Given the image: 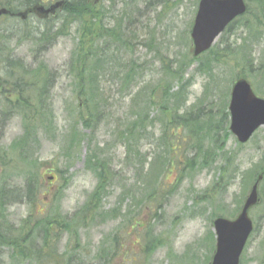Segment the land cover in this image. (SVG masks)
Masks as SVG:
<instances>
[{
	"label": "rangeland",
	"instance_id": "374dc122",
	"mask_svg": "<svg viewBox=\"0 0 264 264\" xmlns=\"http://www.w3.org/2000/svg\"><path fill=\"white\" fill-rule=\"evenodd\" d=\"M244 1L247 11L216 38L209 50L218 47V58L222 59L228 48L237 45L239 50L234 51L246 52L253 70H256L260 66L264 68V6L257 4L256 0ZM96 4L98 8L111 9L104 19L107 26L112 25L115 18H121L125 27L138 34L132 41V51L124 50L125 53L120 51L119 56H110L112 63L104 66L109 71L100 83L109 103L106 117L97 121V129L92 122H88L89 127L78 124L76 128L84 134L83 140L75 150L66 148L64 135L79 109L76 78L65 67L77 41L76 23H71L67 34L60 36L38 56L46 69L55 73L50 86L55 132L38 138V144L30 151L29 161L13 158L14 154L6 160L7 166L13 170L20 168L19 173H11L13 185L20 188L28 176L27 170L37 168L36 163L34 168L28 166L32 162L41 164L38 172L42 182L37 199L33 206L25 201L9 206L5 211L6 221L13 229H18L30 213H35L32 210L48 206L58 192L56 205L60 211L64 214L76 211L97 183L94 173L85 167L86 154L94 144L100 148L106 145L104 156L110 158L112 176L100 205L103 211L114 209L119 215L99 218L92 228L79 230L76 254L83 258L84 264H209L215 243L212 221L219 215L234 218L238 214L251 187V182L247 186L243 184L241 171L254 169L260 164L264 152V126L243 144L229 133L221 150H215L217 146L211 143L207 134L203 135L206 132L204 127L203 140L194 153L189 150L181 154L187 142L185 134L188 130L184 126L174 129L176 134L168 140L169 146L158 143L164 129L159 119L167 121L169 115V111L163 114L159 109L161 87L164 85L161 83L160 87V82L167 78L163 63L179 60L188 53L194 58L191 55L190 30L198 0H100ZM34 17L39 18L41 14L35 13ZM256 21H259V32L250 34L252 32L247 25ZM15 44L10 47H15L16 55L34 67L35 58L29 42ZM209 50L194 61L185 62L183 82L171 81L172 91L177 92L181 85H185L179 104L181 112H195L202 107L201 121L208 118L205 113L210 109L217 119L225 100L228 113L230 88L237 77H245L253 91L264 97L261 93L264 92V71L254 72L249 67L245 68L247 63L237 66L231 59L213 66L212 70L197 69L204 60L202 58L208 57ZM130 59L135 63V79L127 90L121 91L122 84L118 78L129 69L125 62ZM143 112L147 120L143 125L136 124L134 130L135 135L140 131L141 137L131 140V150L126 153L127 142L119 138L126 135L131 139L126 126ZM143 126L145 130L141 131ZM0 130V147H5L21 134L19 117H12L4 125L1 120ZM171 147L180 148V158L173 156ZM206 148H209V155L214 156L213 161L204 167L197 164L192 171L187 169L186 160L200 158ZM159 155L165 156L163 164L168 159L174 161L161 168L163 164L157 159ZM149 190L153 192L151 198L147 196ZM259 195L258 203L249 209L253 231L242 250L239 264H264V179L259 186ZM147 231L155 237L157 245L146 256ZM67 240V235L61 236L57 252L64 249ZM70 240L71 245H75L74 240ZM99 252L103 258H99ZM10 254L8 246L0 245V264H30L27 259L9 258Z\"/></svg>",
	"mask_w": 264,
	"mask_h": 264
},
{
	"label": "trees",
	"instance_id": "16d2710c",
	"mask_svg": "<svg viewBox=\"0 0 264 264\" xmlns=\"http://www.w3.org/2000/svg\"><path fill=\"white\" fill-rule=\"evenodd\" d=\"M51 0H0V8H6L10 13L18 15L23 11H31L32 8L42 4L48 5ZM60 1L61 4L56 9V17L41 16L39 18L26 17H11V20L16 23L5 33V30H0V121L4 125L12 117L18 116L21 123V134L14 138L7 146L0 147V245L8 246L11 249L9 258L12 259H27L30 264H84L83 258H80L77 251L78 239L80 238L81 228H92L96 220L104 218L105 216L117 217L119 213L117 210L111 209L103 211L100 203L105 189L110 183L112 172L110 171V158L104 156L106 145L99 147L94 144L91 150L88 151L85 158V167L91 170L97 183L88 194L85 202L76 211L71 214H64L56 205V197L49 202L48 206L40 209L32 210L26 219L21 222L18 229H13L9 226L5 211L12 204L20 201H25L28 205L35 203L37 194L41 184V174L38 172L41 164L32 162L28 167L36 169H28V176L25 179L24 186H14L11 181V173H19L20 168L15 167L14 170L7 166V158L14 154L13 158H18L23 161H29L30 151L38 144V138L42 135L54 134V116L50 97V86L54 78L53 71L46 69L45 63L38 59L40 53L45 52L54 42L63 35L67 34L69 25L76 23L75 39L76 45L71 52L68 61L65 64L68 73L74 75L76 78V99H79V109L74 115L73 121L69 127L68 133L64 135V143L66 148L75 150L79 147L83 140L84 134H81L76 128L78 124H83L85 127L91 126L88 122L98 125L97 121L105 119L106 109L109 106L108 99L101 88V82L106 78V73L109 72L104 68L105 65L112 63L110 56H119L120 51H132V40L126 35V27L121 18H115L112 25H106L104 19L109 13L110 8H98L96 2L100 0H55ZM47 3V4H44ZM257 4L264 6V0H256ZM229 25L228 28L232 26ZM259 21L248 23L247 29L252 33H258ZM2 28V27H1ZM6 37H9V41ZM29 42L30 50L35 58L34 67L25 64L15 53V48L10 47L13 43L18 46L24 42ZM228 48L222 59H219L220 53L218 47L209 50L208 57L204 59L197 69L212 70L213 66L219 63L225 64L233 59L237 66L242 63L245 68H250L254 72L264 71L263 67H258L253 70L251 59L246 54H242L239 46L235 45ZM110 50V51H108ZM110 52V53H109ZM238 55V56H237ZM245 55V56H244ZM202 56V55H201ZM195 59L189 57V53L179 60L174 59L163 63L165 79L160 82L164 85L161 87L162 98L159 102L160 112L166 114L169 111L167 121L163 119L164 124L158 143L167 144L168 140L176 134L173 132L175 128L184 126L188 132L185 134L187 140L186 146L181 151V154H186L189 150L196 152L197 147L200 146L202 138V128L204 127L206 135L217 148L221 150L227 137L229 136L227 116L224 105L221 110L219 118H214L212 110H208V118L201 121V109L195 112L180 110L181 98L183 97V90L185 85H181L179 91H172V80H181L183 82V66L185 62L194 61ZM252 62V61H251ZM129 69H127L118 79H120L122 88L121 91L127 90L130 84L135 79L134 61L130 59L125 62ZM235 65V67H236ZM242 66V65H241ZM238 68V67H237ZM100 69V72L98 71ZM117 73V72H116ZM236 76H238L236 74ZM117 74L115 78H117ZM264 79V74L262 75ZM170 82H167V81ZM233 79H231L232 81ZM190 81L186 80L185 84ZM233 82V81H232ZM264 94V92L261 91ZM11 96V97H10ZM219 107V106H218ZM143 112L142 115H137V120L132 121L126 126L127 134L131 139L123 135L119 138L120 141L127 142L126 153L131 150V140L136 141L141 137L140 131L135 135L134 130L136 124H144L147 120ZM207 121L204 125H202ZM96 129L93 130L96 131ZM145 127L141 128L144 131ZM1 132V130H0ZM173 134V135H172ZM0 137L2 134L0 133ZM93 140V139H92ZM179 147H171L170 151L174 157L180 158ZM209 148H206L204 154L200 158L192 157L186 160L185 167L192 171L198 164L200 167L208 166L213 161L214 156L209 155ZM198 155V153L196 154ZM164 157L161 155L157 159L164 162ZM230 156H227L229 159ZM37 161V159H36ZM173 159H168L161 168L167 167ZM227 162V160H225ZM34 164V165H33ZM15 173V174H17ZM262 174L264 179V152L260 158V164L256 165L254 169L241 171L243 176V184L246 186L253 182L257 175ZM148 198L153 196V192L148 191ZM43 201V200H42ZM145 235L146 245L144 252L149 255L155 248V237L150 235L147 231ZM67 235V242L61 252H57V242L61 236ZM74 240L75 245H71V240ZM116 244V241H115ZM106 253V251H105ZM99 258H103L99 252Z\"/></svg>",
	"mask_w": 264,
	"mask_h": 264
},
{
	"label": "water",
	"instance_id": "95a60500",
	"mask_svg": "<svg viewBox=\"0 0 264 264\" xmlns=\"http://www.w3.org/2000/svg\"><path fill=\"white\" fill-rule=\"evenodd\" d=\"M59 4L52 5L45 12ZM245 11L244 0H199L190 32L193 55L198 56L208 50L225 27ZM4 12V9L0 10V14ZM228 109L229 130L240 143L246 142L258 127L264 125V98L253 92L244 77L236 79L233 83ZM261 178L259 175L251 186L235 219L217 217L213 220L216 241L210 264H239L241 252L253 229L248 210L258 202L257 187Z\"/></svg>",
	"mask_w": 264,
	"mask_h": 264
},
{
	"label": "flooded vegetation",
	"instance_id": "af4514ba",
	"mask_svg": "<svg viewBox=\"0 0 264 264\" xmlns=\"http://www.w3.org/2000/svg\"><path fill=\"white\" fill-rule=\"evenodd\" d=\"M54 2V0H51L50 1V3H48V6H50L52 3ZM47 6V7H48ZM37 11V7H34V8H32V10L31 11H29V12H27L25 15H22V16H20L22 19H26V17H29L30 16V13L32 12V14H33V12H36ZM41 13H43V15H41V16H44V17H48V16H53L54 18L56 17V11H55V9L54 10H52L51 12H48V13H45L44 11H41ZM28 14H29V16H28ZM14 15H18V13H16V14H12V13H10L9 11H7L5 14H3V16L1 17L0 16V20H1V18H2V22H3V26H4V30H5V33L8 35V33H7V31L8 32H10L9 30H10V25H11V17H15ZM31 17V16H30ZM32 18V17H31ZM7 38V40L9 41V37H6ZM229 99H230V97H229Z\"/></svg>",
	"mask_w": 264,
	"mask_h": 264
},
{
	"label": "bare ground",
	"instance_id": "6f19581e",
	"mask_svg": "<svg viewBox=\"0 0 264 264\" xmlns=\"http://www.w3.org/2000/svg\"><path fill=\"white\" fill-rule=\"evenodd\" d=\"M56 9H57V8H55V11H56ZM51 11H52V10H50V12H51ZM0 16L2 17V16H3V13H1ZM15 25H16V23H15L14 21L11 20L10 29H11L12 27H14ZM1 27H2V28H1ZM1 29L4 30V26H3L2 18H1V20H0V30H1ZM7 32H8V31H7ZM125 33H126L127 37L129 36L130 39H131L132 41L136 40L137 37H138V34H136V31H135V30H132V29H130V28H128V27H126Z\"/></svg>",
	"mask_w": 264,
	"mask_h": 264
}]
</instances>
